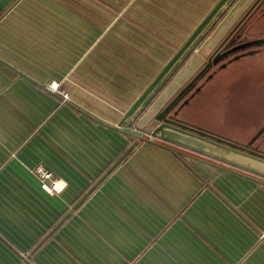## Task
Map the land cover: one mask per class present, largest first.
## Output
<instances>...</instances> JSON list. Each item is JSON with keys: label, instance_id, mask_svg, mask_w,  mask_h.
I'll list each match as a JSON object with an SVG mask.
<instances>
[{"label": "crops", "instance_id": "0c3cea01", "mask_svg": "<svg viewBox=\"0 0 264 264\" xmlns=\"http://www.w3.org/2000/svg\"><path fill=\"white\" fill-rule=\"evenodd\" d=\"M164 2L0 0V264H264V179L131 136L185 52L116 128L173 55L167 23L157 42ZM39 164L62 191L41 187Z\"/></svg>", "mask_w": 264, "mask_h": 264}, {"label": "rangeland", "instance_id": "374dc122", "mask_svg": "<svg viewBox=\"0 0 264 264\" xmlns=\"http://www.w3.org/2000/svg\"><path fill=\"white\" fill-rule=\"evenodd\" d=\"M210 1L211 0H159V2L168 4L167 9L162 7V10L158 14V18L156 19L159 26V32L161 33L157 35L159 49L160 44L165 43V40L169 37V34H165V27L163 26L164 23H167L168 26L175 30L174 53L177 50L178 45L183 43L190 35L192 27L202 20V17L207 14L208 9H210L211 6H213L218 0H213L212 2ZM252 1L253 0H226L216 16L205 27L204 31L206 30V32L204 33V36L207 34L206 38L212 37L209 35L210 30L218 24H222L223 21H226L229 18L231 19V26L234 21H236V19L238 20L245 10L249 8ZM111 3L114 5L117 4V2ZM143 3L144 2H142V4ZM209 3L210 6H207L205 10L204 6ZM125 5L127 7V11L129 7L133 8V0H126ZM231 7H236L235 10H233V14H231L233 12L230 10ZM198 10L202 12L205 11L200 18H197ZM182 30L186 31V33L177 34V32ZM212 32L213 30L211 33ZM244 37L249 39V41H254L264 37V7L262 12L259 11L255 13L250 19L247 25V32ZM202 40L203 37L201 40L200 37L198 39H193L189 46L190 49L185 51L183 61L173 66V71L171 72L172 76L168 78V82L171 84L175 81H179V84L175 85L170 93H172V91L174 92L175 88H179L184 85L185 82L192 76V72H190L191 62L189 61L193 59V56L201 57L202 46L199 47V43ZM262 49L263 48L258 50L256 49L251 56L250 54L244 52L246 55H244L243 58L245 59L235 62L229 66L227 70L218 73L214 80L207 85L206 95H199L200 97L198 96L195 98L192 103V110L188 109L187 106L183 107L187 109L181 111V113L179 112L180 115L186 116L185 118L189 123L214 130L215 132L209 130L214 134L222 135L237 142L248 143L250 139L260 130V128L264 126V114H258L251 110L238 109L236 110L237 112H235L230 109V107L237 103L239 107H255L258 105L260 107H264L263 105L261 106V104H264V51ZM164 54L165 53L163 51H158L159 60L162 59L163 61V58L160 56L163 57ZM188 55L189 57H187ZM198 73L196 75H198ZM195 76H193V78ZM243 82H246V85L248 82L255 85V87H250V89L247 87V94L252 97L249 96V99L244 102L231 103L232 100L228 98L230 93L234 92V89L231 90V83H236L238 85ZM239 87L240 91L238 94L240 95L243 94V92H241L243 89L242 86ZM161 91H163V87L159 90V93H161ZM153 119L154 116L149 123V128H147L148 130L138 134H132L131 136L133 138L136 137L137 140H140L138 137L141 135L148 137L154 125ZM151 137L157 139L152 134ZM258 140L259 142L256 143V141L254 144L264 150L263 139L258 138ZM142 141H144V139H142Z\"/></svg>", "mask_w": 264, "mask_h": 264}, {"label": "water", "instance_id": "95a60500", "mask_svg": "<svg viewBox=\"0 0 264 264\" xmlns=\"http://www.w3.org/2000/svg\"><path fill=\"white\" fill-rule=\"evenodd\" d=\"M225 1L226 0H218L214 4V6L207 12V14L196 25V27L192 30L186 40L173 53V55L157 72V74L149 82V84L127 108L116 128L127 117L132 115L138 109V107L143 103L147 95L155 88L162 77L189 48L193 39H196L197 36H199L202 31H204L205 27L208 25L214 15L219 11ZM244 45H264V37L254 41H248L244 43ZM251 52L252 51H250L249 53ZM198 75L192 78L187 83V85L179 91V93L173 98V100L168 102L154 115V125L149 135L151 136L152 134L162 142L152 140L151 138H147L144 135H141L139 137L137 136L138 139H144V141H149L157 145L165 146L171 151L181 155L193 156L191 152H195L197 154L216 158L221 160L222 162H226L232 166L241 168L242 170L249 172L251 175L244 174L249 178H252L256 181L264 179V150H262L256 144H253L252 140L248 143L237 142L222 135L214 134L209 130L193 127L183 121V118L177 109H172L175 101L185 91V89H187L190 85H193V82L198 77ZM136 143L137 140H134L132 144L129 145L123 152V154L118 158L117 161H119L125 154H127ZM184 149L191 152H187ZM262 183H264V181ZM81 199L82 198H80L77 203H79Z\"/></svg>", "mask_w": 264, "mask_h": 264}, {"label": "flooded vegetation", "instance_id": "af4514ba", "mask_svg": "<svg viewBox=\"0 0 264 264\" xmlns=\"http://www.w3.org/2000/svg\"><path fill=\"white\" fill-rule=\"evenodd\" d=\"M237 3V2H236ZM264 7V0H253L252 4L245 10V12L241 15V17L230 26L231 19H227L223 21L222 24H218L216 27L210 30L209 35L212 37L206 38L207 34L204 36V33L200 36V40L203 37V40L199 43V47L202 46L201 57L193 56L191 61L190 72H192V76L188 79L184 85L180 86L179 88H175V91L170 94V96L165 100L163 103L162 109L168 102L173 100V98L179 93V91L187 85V83L195 76L199 70L200 73L198 77L193 82V85L189 86L185 91L179 96V98L173 104L172 109H177L180 113L185 109L192 110V103L199 95H206V87L207 85L214 80L215 76L220 73L221 71L227 70L229 66L234 64L235 62L241 61L244 55V52L250 54V56L254 53L257 49H261L264 51V45H244V43L248 42L249 39H246L244 36L247 32V25L253 15L257 12H262ZM236 7H231L230 10H235ZM234 11L231 13L233 14ZM213 32L211 33V31ZM252 51L251 53H249ZM242 86L243 94H238L240 91V87ZM231 83V90L234 89L233 93H230L228 96L229 99L233 102H244L245 100L249 99L247 94L248 90L247 87H255L251 82L240 83ZM246 85V87H245ZM238 94V95H237ZM200 97V96H199ZM252 97V96H250ZM241 105V104H240ZM264 104H261V106ZM187 106V108H183ZM233 111L237 112L236 110H251L258 114H264V107L255 106V107H239L238 103L232 105L230 107ZM183 116V115H182ZM186 116H183V121L196 128L204 129L203 127H199L198 125H194L189 123ZM151 132V131H150ZM150 135H148L149 137ZM259 139H263L264 141V126L260 128V130L250 139L254 144L259 142Z\"/></svg>", "mask_w": 264, "mask_h": 264}, {"label": "built area", "instance_id": "2783aa9c", "mask_svg": "<svg viewBox=\"0 0 264 264\" xmlns=\"http://www.w3.org/2000/svg\"><path fill=\"white\" fill-rule=\"evenodd\" d=\"M51 90L59 93L63 100L69 99V94L60 88L58 83H50L47 85ZM35 176L39 180L41 187L48 193H59L66 186L65 180L54 176L51 170L44 165H37L33 170Z\"/></svg>", "mask_w": 264, "mask_h": 264}]
</instances>
